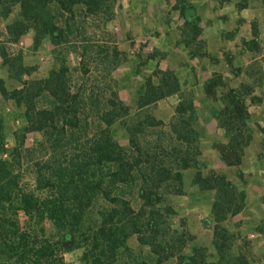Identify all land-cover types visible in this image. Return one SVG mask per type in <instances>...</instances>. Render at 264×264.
<instances>
[{
  "label": "rangeland",
  "instance_id": "374dc122",
  "mask_svg": "<svg viewBox=\"0 0 264 264\" xmlns=\"http://www.w3.org/2000/svg\"><path fill=\"white\" fill-rule=\"evenodd\" d=\"M177 1L104 0L103 8L92 14L81 4L63 0V5H55V12L61 26H64L66 21L71 24L69 42L56 44L46 36L39 45L34 42V29L19 36L9 33L8 26L20 19L21 6L17 5L14 12L6 18L8 33L0 38V78L6 81L10 90L22 87V82L10 75L9 66L3 62L1 49H5L11 56L22 54L26 65L37 67L32 75L24 77L25 80L47 77L53 68L66 63L70 69L69 75L74 90L88 87L100 97L108 98L111 96V88L117 87L121 99L128 107V113H123L119 121L112 125L114 138L127 148L133 149L136 146L144 152H159L162 155L173 151V148L180 144L172 131L171 123L181 94L185 97L193 94L196 105L194 127L200 134L202 154L198 159L202 171L204 174L210 170L226 174L239 189H245L248 195V208L223 223L235 236L233 252L237 255L244 248L254 261L253 264H264V238L260 236L258 241L250 236L256 230L264 236V184L259 192V187L253 180L258 177V174L255 175L256 168L260 170L261 178L264 177V48L261 47V39L257 34L258 25L262 20L264 23V0H252V3L247 0V8H241L245 0H195L203 10L202 19L205 21L202 25L207 28L213 26L216 20L234 17L240 24L245 16L254 17L251 36L233 44L227 40L233 38L237 26L225 31L218 39L210 37V31L206 35L204 33L200 37V44L196 42L194 49L208 51L210 41L217 43L213 46V52H208L206 57H191L189 49L183 44L184 22L178 17L179 12L169 7L170 3ZM190 1L193 4V0ZM224 42H227V45H224ZM198 44L199 48L196 47ZM115 47L121 53L116 59L118 64L110 68L115 61L111 56L106 58L105 55L107 52L111 55ZM247 50V58L250 57L248 62L246 61L247 64L233 66L232 58L236 55L234 53L237 52L243 57L241 54ZM85 69H89L86 74ZM159 69L176 71L183 84L182 92L149 106L140 107L141 89L146 79ZM219 78L221 82L214 87V81ZM154 79L158 82L155 76ZM245 86L252 88V93L246 98L251 112L250 127L253 134H256V139L251 144L249 153L244 154L241 165L229 166L222 158L225 153L231 154L228 138L225 130L216 121L214 112L223 107L221 98L229 87L245 90ZM0 104L5 118L6 141L12 149L17 142L16 134L24 132L27 124L25 106L17 104L14 100ZM152 119L162 121L163 124L153 126L150 124ZM94 129L95 125L92 124L91 130ZM41 139L40 133L30 132L27 134L26 146L32 147ZM166 161L173 168V172L180 169L175 155L166 158ZM33 171L30 165L24 164L21 182L25 189L34 187ZM181 172L182 183L173 176L160 189L165 199L162 207L171 206L175 210L168 218L172 231L169 237L174 236L177 240L186 241V254L190 255L196 247L204 246L208 259L215 260L218 254L214 245L215 223L212 205L216 192L204 191L195 184L196 168L191 167ZM139 187L140 184L125 189L127 197L136 208L142 203ZM110 207L108 201L102 197L97 198L86 214L83 231L88 230L89 226H96L100 219L99 212ZM254 207H259L261 212L253 214ZM18 218L22 229L32 236L37 235V238H29L30 246L26 249L29 256L23 259L20 255L23 254L24 248L20 247L17 253H9L1 247L0 234V264H92L96 253L99 252L89 240L88 233L71 234L59 230L50 220L40 225L31 221L23 212L19 213ZM42 226L45 232L40 231ZM45 239L49 248L46 250V256L38 258L31 251L36 245L44 243ZM127 245L128 248L119 250L115 261L102 258L98 264L154 263L155 257L150 247L141 244L137 235H132ZM176 263L177 257H171L165 262Z\"/></svg>",
  "mask_w": 264,
  "mask_h": 264
},
{
  "label": "trees",
  "instance_id": "16d2710c",
  "mask_svg": "<svg viewBox=\"0 0 264 264\" xmlns=\"http://www.w3.org/2000/svg\"><path fill=\"white\" fill-rule=\"evenodd\" d=\"M68 1L81 4L92 14L99 12L104 2ZM58 4L63 5V0H0V15L8 18L20 5V19L8 26L9 33L19 36L34 29L36 45L46 36L56 44L66 43L69 42L71 24L66 21L64 26L60 25L55 12V5ZM245 7L247 0L241 4V8ZM174 9L179 10L184 20L182 42L189 49L190 56H208L206 50L194 49L196 42L200 44L203 33L201 17L195 6L190 0H178ZM120 53L117 47L111 55L107 52L105 57L111 56L115 61L110 68L118 64L116 59ZM1 56L4 64L9 66L10 75L20 80L22 87L10 90L6 81L0 78V102L14 100L24 105L27 120L24 132L16 134V145L10 149L0 104V234L4 250L17 253L23 247L20 258L29 256L26 250L30 246L28 240L36 239L37 235L32 236L22 229L18 216L23 212L40 225L50 220L59 230L71 234L88 233L89 240L99 250L92 264H98L102 258L115 261L119 250L128 248L127 241L132 235H137L141 244L150 247L155 257L153 264H165L171 257H177L176 264L254 263L244 248L239 254H234L235 236L223 226L226 220L244 210L246 190L239 189L226 174L214 170L204 174L202 171L198 159L202 154L200 134L194 127L196 105L193 94L190 97L181 94V82L173 70L155 71L146 79L140 92V107L181 94L171 123L180 144L162 155L159 152H144L136 146L127 148L114 138L112 125L119 121L123 113H128L117 87L111 88L108 98L100 97L88 87L74 90L66 63L53 68L47 77L25 80L24 77L32 75L37 67L26 65L22 54L11 56L1 49ZM88 72L89 69H85L84 73ZM154 76L158 82H155ZM220 82L221 78L214 81L213 86ZM244 89L229 87L221 98L223 107L215 111V118L228 138L231 154L225 153L222 158L229 166L241 165L245 148L253 139L251 112L246 98L252 93V88L245 86ZM92 124L95 125L94 130H91ZM150 124L158 126L163 122L152 119ZM30 132L40 133L42 139L36 145L27 147L26 138ZM172 155L176 156L180 167L175 172L166 161ZM25 163L34 169L33 189L22 186L21 171ZM191 167L197 169L195 184L204 191L216 192L212 205L216 260L208 259L204 246L196 247L190 255L186 254L187 242L169 237L172 231L168 218L175 210L171 206L162 207L165 199L160 189L173 176L182 183L181 170ZM138 184L142 203L136 208L125 189ZM99 197L108 201L111 207L99 212L96 226H89L83 231L86 214ZM40 231L45 232L43 226ZM45 242L31 251L38 258L46 256L49 246L46 239Z\"/></svg>",
  "mask_w": 264,
  "mask_h": 264
},
{
  "label": "crops",
  "instance_id": "0c3cea01",
  "mask_svg": "<svg viewBox=\"0 0 264 264\" xmlns=\"http://www.w3.org/2000/svg\"><path fill=\"white\" fill-rule=\"evenodd\" d=\"M250 2L252 3V0H250ZM175 3L176 2H172V3H170L169 4V7L171 8H174V6H175ZM251 3H249V4H251ZM193 4H194V6H195V8H196V10H197V12H198V14H199V16L201 17V22H200V26L202 27V29H203V33H202V35L205 33V35H206V33L208 32V31H210V34H209V36L210 37H212V38H216V39H218V38H220V37H222L223 36V34H224V32L225 31H229V30H231L234 26H237V31L234 33V36H233V38L232 39H229V40H227L228 42L230 41L231 43L230 44H233V43H235V42H237L238 40H242V39H244V38H249L250 36H251V34H252V29H251V27H252V25H253V20H254V17H251V16H245L244 17V19L241 21V23L239 24L238 23V19H235L234 17H230V18H228V19H225V20H223L222 19V21H214L213 22V26H209L208 28L205 26L204 27V24L202 25V23H204V18L202 19V13H203V10H202V8L200 7V6H198V4H197V2H195V0H193ZM247 7H248V2H247ZM247 7H245V8H247ZM176 12H179V10H175ZM178 17H181V15H180V12L178 13ZM181 19L183 20V18L181 17ZM5 22V23H4ZM6 18H4V17H2L1 15H0V38L1 37H4L7 33H8V31H7V27H6ZM183 22H184V20H183ZM257 34H258V37L261 39V47L262 48H264V23H263V20L261 21V23L258 25V30H257ZM201 35V36H202ZM184 44V43H183ZM214 44H217V43H215V42H209V46H208V51L207 52H209V53H212L213 52V46H214ZM224 45H227V42H224L223 43ZM232 46V45H231ZM186 47V46H185ZM264 50V49H263ZM247 53H249V51L247 50V51H244L241 55H243V57H241L240 56V54H237V52L236 53H234V54H236L233 58H232V65L233 66H235V67H240V66H243L244 64H247V59L248 58H250V57H248L247 58V56H249ZM206 57V56H205ZM243 59V60H242ZM247 61V62H246ZM170 70H173V69H170ZM174 71V70H173ZM175 73H176V71H174ZM176 75L179 77V80H180V82H181V86H182V88H183V84H182V81H181V78H180V76L176 73ZM174 95H178V94H174ZM174 95H172V96H174ZM169 97H171V96H169ZM168 98V97H167ZM166 99V98H165ZM162 100H164V99H162ZM162 100H159V101H162ZM158 101V102H159ZM180 101V100H179ZM195 102V101H194ZM250 110V109H249ZM214 117H215V112H214ZM216 119V118H215ZM216 121H217V119H216ZM218 122V121H217ZM219 124V123H218ZM256 139V134L254 135L253 134V139H252V141L249 143V145L245 148V155L246 154H248L249 153V148L251 147V144L254 142V140ZM259 161V160H258ZM258 161H257V163H258ZM255 163H256V161H254ZM257 165V164H256ZM257 166H255V168H256ZM255 175H257L258 174V177L256 176L253 180H254V183L255 184H257V187H259V192H261V188H262V185L264 184L263 182H264V177L263 178H261V176H260V170L259 169H257L256 168V170H255ZM257 193H258V189H257ZM260 194V193H259ZM255 196H258V194L256 195L255 194ZM247 197H248V195H247ZM248 202L246 201V204H247ZM246 208H248V206H245V208H244V210L246 209ZM244 210L241 212V213H239V214H237V215H235V216H233V218L234 217H236V216H238V215H240V214H242L243 212H244ZM258 212H261L260 210H259V207H254V209H253V214L255 213V214H257ZM250 214H251V211H250ZM230 219V218H229ZM228 219V220H229ZM228 220H226V221H228ZM225 221V222H226ZM251 237H255L256 238V240L258 239V241L260 240V236H262L263 238H264V236L262 235V234H260V232H258L257 230L256 231H254V233H252L251 235H250ZM217 259V258H216ZM215 259V260H216Z\"/></svg>",
  "mask_w": 264,
  "mask_h": 264
}]
</instances>
